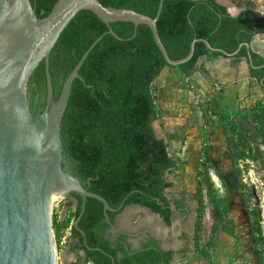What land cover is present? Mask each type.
Segmentation results:
<instances>
[{
  "label": "trees",
  "instance_id": "1",
  "mask_svg": "<svg viewBox=\"0 0 264 264\" xmlns=\"http://www.w3.org/2000/svg\"><path fill=\"white\" fill-rule=\"evenodd\" d=\"M39 18L50 14L58 0H31ZM105 6L132 9L156 17L161 0H100ZM119 40L109 33L110 27L94 12L83 10L62 33L50 55L55 99L62 94L64 83L90 47L103 36L80 69V78L73 83L72 94L62 121V142L65 157L72 161L73 174L91 192L103 196L111 208L112 224L127 206L140 205L160 214L172 225L173 209L166 191L173 183L168 175L179 167L169 154L164 138L158 136L154 123L158 110L153 91L154 82L168 65L159 49L150 26L133 22L112 23ZM160 36L173 60L187 57L192 42L193 58L177 67L190 76L201 69L200 61L209 57L233 62L245 60L249 76L264 90V55L248 48L255 37L264 34V15L248 9L233 15L218 0H165L158 21ZM137 32L136 36L135 33ZM215 49L234 58L210 50ZM175 68V67H174ZM33 98L47 90L46 62L42 61L30 79ZM255 133L245 134L233 120L225 127L231 150L234 174L240 178V161L253 156L254 140L264 143V101L252 108ZM205 163L211 155L205 152ZM77 200L76 220L82 212V197ZM202 196L200 195V198ZM243 195V202L253 218L254 240L258 264H264V234L259 212ZM72 203L70 202L69 205ZM178 210L185 204L177 200ZM111 224L106 221L104 205L95 198L87 199L86 212L73 227L76 247L86 251L85 263L93 264H172L174 252L164 250L151 239L140 250H132L126 236L119 235L116 244L105 236ZM85 233V236L83 235ZM85 240L87 243H85ZM78 264V263H75Z\"/></svg>",
  "mask_w": 264,
  "mask_h": 264
},
{
  "label": "water",
  "instance_id": "2",
  "mask_svg": "<svg viewBox=\"0 0 264 264\" xmlns=\"http://www.w3.org/2000/svg\"><path fill=\"white\" fill-rule=\"evenodd\" d=\"M164 1L161 0L154 18L132 9L107 7L100 0H58L48 16L39 18L31 0H0V264H57L51 204L59 196L76 193L82 197V212L74 223L78 230L87 199L95 198L104 205L111 232L117 233L108 215L114 209L107 199L86 189L82 180L68 171L61 136L74 80L81 77L82 65L103 36L66 79L57 102L50 55L78 13L90 10L119 40L123 39L112 27L114 22L130 21L137 28L141 24L150 26L168 65L179 67L193 58L200 39L192 42L187 57L180 60L170 57L158 30ZM204 42L210 50L230 58L237 56L243 46L228 54L213 48L209 41ZM244 45L251 48L250 44ZM44 60L50 106L43 115L35 117L29 102L30 79ZM172 209L176 210V206Z\"/></svg>",
  "mask_w": 264,
  "mask_h": 264
},
{
  "label": "rangeland",
  "instance_id": "3",
  "mask_svg": "<svg viewBox=\"0 0 264 264\" xmlns=\"http://www.w3.org/2000/svg\"><path fill=\"white\" fill-rule=\"evenodd\" d=\"M218 1L234 14L257 6L259 13H264V0ZM206 65L207 72L198 69L191 76L177 67H167L153 85L158 110L155 129L179 163L178 169L168 175L173 186L167 194L187 201L190 221L177 222L192 231L198 264H258L253 218L243 195L258 210L264 234V143L254 140L253 156L239 163V178L233 172L224 131L235 120L245 134L255 133L252 108L264 101V90L249 76L245 60L206 57L200 66L206 69ZM198 71L213 83L202 93L198 92ZM240 78L245 79V88L230 92L228 82ZM207 150L211 163H205ZM67 165L73 174L72 166L69 162ZM77 204L71 194L59 196L51 204L57 264L77 261L72 250ZM261 248L264 252V244Z\"/></svg>",
  "mask_w": 264,
  "mask_h": 264
},
{
  "label": "crops",
  "instance_id": "4",
  "mask_svg": "<svg viewBox=\"0 0 264 264\" xmlns=\"http://www.w3.org/2000/svg\"><path fill=\"white\" fill-rule=\"evenodd\" d=\"M245 10H248V8ZM251 10L260 12L258 6ZM241 12L238 14L231 13L239 15ZM260 14L264 15V13ZM251 48L264 55V34L255 37ZM206 70H209L208 65H206ZM244 82L245 79L241 78L229 81L227 88L230 92L244 89ZM210 85H213L211 78L208 79L198 71V92H204L205 88L210 87ZM116 228L120 233L119 235L128 237L134 250H139L147 239L152 238L164 250L174 252L172 264H198L192 231L183 222H176L172 226H168L159 215L149 209L138 205H130L120 214Z\"/></svg>",
  "mask_w": 264,
  "mask_h": 264
},
{
  "label": "flooded vegetation",
  "instance_id": "5",
  "mask_svg": "<svg viewBox=\"0 0 264 264\" xmlns=\"http://www.w3.org/2000/svg\"><path fill=\"white\" fill-rule=\"evenodd\" d=\"M29 93H30V99H29V102H30V109H31V111H32V113H33V115L35 116V117H37V116H39V115H43L44 114V112L47 110V108L50 106V102H49V88H48V83H47V90H46V92L45 93H38L36 96H35V98H33V96H32V94H31V92H30V90H29ZM54 101L55 102H57L58 100H56L55 99V96H54ZM64 156H65V154H64ZM66 158V160L70 163V165L72 166V161L70 160V159H68L67 157H65ZM167 192H168V190L166 191V195H167V197L169 198V200H171V203H172V207H173V205H175V202L177 201V200H180V199H178V198H176V197H173V198H171V197H169L168 196V194H167ZM73 194V193H72ZM72 197H74V196H72ZM180 201H182V200H180ZM184 204H185V208H184V210H178L177 209V207H176V210H173V218H172V221H173V223H172V225L174 224V223H176L177 222V220H183L184 221V223H186V222H188V221H190V216H191V211H190V209H189V207H188V205H187V201H182ZM176 206V205H175ZM155 213V212H154ZM155 214H157V215H159L163 220H164V218L160 215V214H158V213H155ZM118 218H119V216H118ZM118 218H117V221H116V223H114L115 224V226L118 224ZM165 221V220H164ZM166 223V222H165ZM167 224V223H166ZM168 225V224H167ZM172 225H168V226H172ZM191 225V224H190ZM117 229V228H116ZM191 229H192V226H191ZM196 230H193V232H195ZM119 232H118V229H117V233H113V232H111V226H110V228L106 231V233H105V236H106V238L107 239H109V240H111V242H113L114 244H116L117 243V241H118V236H119ZM72 236H73V234H72ZM126 238H127V241H128V243L130 244V246H131V249L132 250H134L133 249V247H132V245H131V243L129 242V239H128V237L126 236ZM194 238V237H193ZM152 238H149V239H147L145 242H144V244H146L149 240H151ZM76 241H79V239L78 238H74L73 237V247H72V250L76 253V256H77V261L75 262V263H78V264H81V263H85V259H86V251H85V249H83L81 246L79 247V248H77L76 247ZM143 244V245H144ZM143 247V246H142ZM142 247L140 248V249H142ZM139 249V250H140ZM74 263V264H75Z\"/></svg>",
  "mask_w": 264,
  "mask_h": 264
},
{
  "label": "bare ground",
  "instance_id": "6",
  "mask_svg": "<svg viewBox=\"0 0 264 264\" xmlns=\"http://www.w3.org/2000/svg\"><path fill=\"white\" fill-rule=\"evenodd\" d=\"M61 197V196H60Z\"/></svg>",
  "mask_w": 264,
  "mask_h": 264
}]
</instances>
